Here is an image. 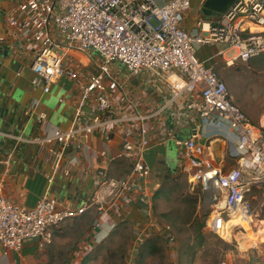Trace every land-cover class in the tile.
Masks as SVG:
<instances>
[{
	"label": "built area",
	"instance_id": "built-area-1",
	"mask_svg": "<svg viewBox=\"0 0 264 264\" xmlns=\"http://www.w3.org/2000/svg\"><path fill=\"white\" fill-rule=\"evenodd\" d=\"M4 1L0 0V11ZM11 1L5 16L17 42L13 47L29 57V68L34 73L32 84L42 88L44 94H50L52 86L64 78L79 80V71L69 63L74 53H97L102 60L97 71L80 84V101L71 128L54 129L31 142L50 146L56 158L53 174L60 170L74 140L110 125H135L123 132L122 150L109 158L111 163L130 162L131 174L97 182L90 200L81 207L44 197L35 207L26 208L9 200L0 182V250L5 255L21 252L29 240H37L44 249L53 243L56 228L89 210L97 212L94 228L108 229V235L116 226L110 215L118 203L129 201L131 192L143 187L142 182L149 177L145 153L150 147V132L146 123L161 110L117 120L101 117L127 102L125 95L115 96L121 86L112 70L114 64L123 66L131 76L150 73L160 80L170 92L167 107L187 97L181 112L185 117H197L207 127L228 125L236 136L229 150L236 166L229 171L214 164L196 136L179 139L171 131L166 135L179 150V164L190 184L200 186L202 191L213 188L221 194L212 207L217 208L207 219L208 230L223 237L224 225L233 216L247 219L249 228L258 230L264 223V125L252 123L235 104L225 81L212 67H206L197 51L224 46L217 56L227 67L246 64L263 55L264 0H237L217 21L199 20L193 32L183 28L192 0ZM231 52L234 54L229 56ZM91 101L98 115L85 122L84 108ZM37 106L38 102L33 110ZM46 118V114L39 116L40 120ZM63 173L69 176V168H64ZM49 180L52 182L53 176ZM240 229L234 228L233 232ZM162 230L167 242L174 243L171 227L163 225ZM148 238L145 232L139 234L135 247H141ZM135 258L129 257L126 264H136Z\"/></svg>",
	"mask_w": 264,
	"mask_h": 264
},
{
	"label": "crops",
	"instance_id": "crops-1",
	"mask_svg": "<svg viewBox=\"0 0 264 264\" xmlns=\"http://www.w3.org/2000/svg\"><path fill=\"white\" fill-rule=\"evenodd\" d=\"M164 1L167 0H161V3ZM204 1L196 0L199 13H202ZM12 4L11 0L3 2L5 15L10 12L7 10ZM190 12L183 24V28L189 32L195 31L199 20L215 22L221 17L208 18L199 14L191 21ZM0 20V182L5 194L9 200L26 208L35 207L44 197L56 198L69 207H81L90 200L97 182L108 178L122 179L131 174L130 162L111 163L109 158L122 150L123 132L135 124L122 123L98 128L87 138L74 140L66 151L60 170L53 174L56 158L50 152V146H37L31 142L45 137L54 129L66 131L71 128L76 105L80 101V84L97 71L102 60L97 53H74L69 63L79 71V80L64 78L58 85L52 86L50 94H44L42 88L32 84L34 73L29 68V57L13 47L17 42L7 25L6 16ZM223 48L220 45L203 47L205 53L211 55L202 60L205 63L220 60L225 65L223 58L217 56ZM242 64L245 63L225 66L235 68ZM112 70L121 86L115 96L123 94L127 102L101 114V117L117 120L161 110L156 118L146 123L150 132V147L145 153L149 177L142 182L143 187L131 192L129 201L121 200L118 203L110 215L116 226L108 235V229L94 228L97 212L89 210L56 228L53 243L44 249L40 248L37 240H29L19 253L5 255L0 250V264H92L95 254L108 253L109 247L117 243L126 244L124 264L129 257H137L149 238L161 229L155 214V201L160 200L157 194L161 189L174 188L180 178H187L179 164V150L167 138L166 134L170 131L179 139L196 136V141L205 148L207 156L224 171L236 166L235 159L229 156L236 136L230 132L228 125L207 127L197 117H185L181 112L188 101L187 97L167 107L170 92L150 73L131 76L120 64L112 65ZM233 100L246 114L250 113L241 99L235 100L233 97ZM37 102L38 106L33 110ZM84 112L85 122L97 116L95 102H88ZM40 114H46V120H40ZM249 116L255 126L264 125V107ZM175 150L177 158L170 156ZM66 167L70 170L69 176L63 173ZM52 176L53 181L50 182ZM143 232L149 238L141 245L142 248L135 247L139 234ZM106 235L107 238L103 240ZM263 260H254L253 264H264Z\"/></svg>",
	"mask_w": 264,
	"mask_h": 264
},
{
	"label": "rangeland",
	"instance_id": "rangeland-1",
	"mask_svg": "<svg viewBox=\"0 0 264 264\" xmlns=\"http://www.w3.org/2000/svg\"><path fill=\"white\" fill-rule=\"evenodd\" d=\"M191 5L189 18L192 21L203 13L196 10V0H192ZM4 16L5 11H0V19ZM202 49L197 51L201 61L211 55ZM233 54L231 52L229 56ZM212 64L232 97L241 99L250 109L249 114L264 107V54L235 68H227L220 60L207 62L206 67ZM170 156L177 158L176 150ZM201 194L200 186L191 185L186 177L180 178L174 188L159 191L157 199L160 200L155 201V214L161 229L136 255V264H253L254 260L260 262L264 259V223L257 231L248 227L247 230L241 228L233 232L239 223H230V220L226 227L224 225L223 237L210 232L206 226L209 215L203 217L201 212ZM209 214L212 215L211 212ZM163 225L171 227L174 243L167 242ZM240 233L247 235L242 241L237 240ZM151 244L156 246L155 252L150 249ZM125 245L117 243L109 247L108 253L95 254L92 264H124Z\"/></svg>",
	"mask_w": 264,
	"mask_h": 264
},
{
	"label": "water",
	"instance_id": "water-1",
	"mask_svg": "<svg viewBox=\"0 0 264 264\" xmlns=\"http://www.w3.org/2000/svg\"><path fill=\"white\" fill-rule=\"evenodd\" d=\"M237 0H205L202 13L205 17L217 18L224 15ZM221 198L218 190L206 188L202 192L201 212L202 216L209 215L213 205L217 204Z\"/></svg>",
	"mask_w": 264,
	"mask_h": 264
},
{
	"label": "bare ground",
	"instance_id": "bare-ground-1",
	"mask_svg": "<svg viewBox=\"0 0 264 264\" xmlns=\"http://www.w3.org/2000/svg\"><path fill=\"white\" fill-rule=\"evenodd\" d=\"M221 203V202H220ZM220 203L217 205L218 207H219V205H220ZM217 207H214V208H212L211 209V213H213V210H215ZM235 219H239L241 222L237 225V226H235V227H239V228H242V229H244V230H247V228L249 227L248 226V221H247V219H245V218H241L240 216H233V219H231V221H233V220H235ZM230 221V222H231ZM261 228V227H260ZM254 232V231H253ZM245 236H247V235H242L241 233L240 234H238V239H237V235H236V239L237 240H243V239H245ZM233 237H235V235H233Z\"/></svg>",
	"mask_w": 264,
	"mask_h": 264
},
{
	"label": "clouds",
	"instance_id": "clouds-1",
	"mask_svg": "<svg viewBox=\"0 0 264 264\" xmlns=\"http://www.w3.org/2000/svg\"><path fill=\"white\" fill-rule=\"evenodd\" d=\"M241 221L239 219H235L233 221H231L230 223H240ZM218 227L220 226L219 224L217 225Z\"/></svg>",
	"mask_w": 264,
	"mask_h": 264
},
{
	"label": "trees",
	"instance_id": "trees-1",
	"mask_svg": "<svg viewBox=\"0 0 264 264\" xmlns=\"http://www.w3.org/2000/svg\"><path fill=\"white\" fill-rule=\"evenodd\" d=\"M208 18H210V17H208ZM150 246H151L150 249H152V251L155 252L156 246H154V245H152V244H151ZM153 252H152V253H153Z\"/></svg>",
	"mask_w": 264,
	"mask_h": 264
}]
</instances>
